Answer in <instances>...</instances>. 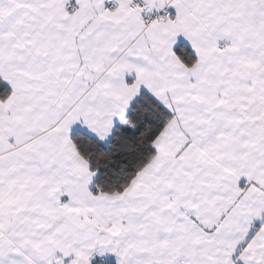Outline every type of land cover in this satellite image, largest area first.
Segmentation results:
<instances>
[{"label":"snow or ice","instance_id":"6c2138e0","mask_svg":"<svg viewBox=\"0 0 264 264\" xmlns=\"http://www.w3.org/2000/svg\"><path fill=\"white\" fill-rule=\"evenodd\" d=\"M0 264H264V0H0Z\"/></svg>","mask_w":264,"mask_h":264}]
</instances>
